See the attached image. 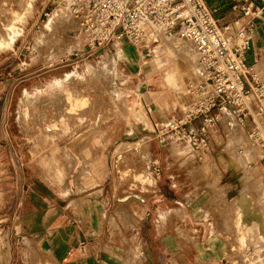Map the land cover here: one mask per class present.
<instances>
[{
    "label": "rangeland",
    "instance_id": "rangeland-1",
    "mask_svg": "<svg viewBox=\"0 0 264 264\" xmlns=\"http://www.w3.org/2000/svg\"><path fill=\"white\" fill-rule=\"evenodd\" d=\"M61 9L58 2L50 0H0V31L8 33L10 23L20 31L13 45L0 48V116L8 133L2 142L0 162L5 181L0 186L6 189L11 177H17L21 201L29 196L43 208L44 200H50L46 209L61 221L43 228L38 224L43 220L35 223L19 218L20 210L0 218V264H8L11 258L18 264L22 260L25 264H50L44 260L40 244L51 243L52 233L60 227H75V236L67 241L70 247L82 237L87 244L93 238L101 244L135 243V236L130 239L128 234L137 230L142 200L154 198L165 180L172 191L170 172L176 169L175 174L184 173L196 191L209 188L212 176L193 166L195 158L187 147L161 145L155 136V124L180 116L195 98L188 93L190 86L205 83L197 72L192 43L174 34L171 39L164 36L162 43L159 36L148 49L123 40L114 45L112 54L105 50L93 54L80 21L69 17L68 12L60 19ZM125 43L143 52V68L153 70L152 74L136 78L123 71L127 70L120 62ZM173 68L179 77L177 88L168 84ZM246 146L248 152L243 156L234 153L231 162L246 165L259 159L253 144L246 142ZM154 162L162 168L165 179H153ZM205 162L207 166L210 160L205 158ZM217 162L226 164L222 156ZM93 175L97 183L87 186V179ZM251 180L240 189L238 199L246 194L259 196ZM2 198L0 194V210ZM244 199L235 198L233 205L238 202V210L242 209ZM259 204L255 203L264 211V204ZM92 210L100 217L96 218L97 227ZM114 215L119 216L121 227L126 223L125 232L111 225ZM242 216L248 223L246 215L236 218L240 250L230 253V259L234 264H264V253L263 260L256 263L254 251L255 246L264 248V242L259 244L255 226L245 228ZM256 223L257 219L253 225ZM135 248L132 261L139 264L140 253Z\"/></svg>",
    "mask_w": 264,
    "mask_h": 264
},
{
    "label": "crops",
    "instance_id": "crops-1",
    "mask_svg": "<svg viewBox=\"0 0 264 264\" xmlns=\"http://www.w3.org/2000/svg\"><path fill=\"white\" fill-rule=\"evenodd\" d=\"M204 1L221 28L231 25L240 15L233 9V0ZM142 53L129 43L122 44L120 62L127 69L123 71L129 72L136 78H144L152 74L153 70H144L143 68ZM174 59L178 60L179 58L174 57ZM246 68L252 70L250 73L256 80L264 82V14L255 20L253 48L248 52ZM177 75L176 68H173L168 76V84L173 88H177L180 84ZM168 100L173 103V98L170 95ZM260 122L264 128V118H260ZM199 126L200 122H196L192 128ZM253 129L254 124L251 120H247L244 125H241L229 110L218 126L210 132L212 152L207 158L210 160L209 165L205 166V160H195L193 164V166L199 167L203 173L212 175L208 179L209 188L196 191L191 186L190 178H186L184 173L182 175L175 174L176 169L170 172L173 173L168 175L173 190L168 188L166 184L169 182L165 180L160 183L161 189L158 188V193L154 198L148 201L142 200L143 207L139 211L140 221L137 230L128 234L130 239L131 236H135V243L109 242L101 244L96 242V238H93L91 243L87 244L85 238L82 237L79 242L76 241L70 247V245L67 246V241L75 236V227H60L58 231L52 233L51 243L40 244L46 255L44 260L50 264H133L131 252L136 245L137 249L135 248V250L140 253L139 264H234L229 254L240 250V248L236 240L238 231L235 228V220L239 217L238 202H235L234 206L233 201L235 198L239 201L246 196L247 202L252 203L251 212L245 216L251 224H254L259 212L264 214V211L255 205L256 202H259V205L264 204V161L261 150L250 138ZM7 136L5 120L0 116V156L4 154L2 142ZM246 142L252 143V149L259 151V159L246 165L244 162L243 164L231 162L233 159L231 155L234 153L243 156L248 152ZM221 156L226 161L224 166L217 162ZM214 162L216 164H213ZM2 165L0 162V184L5 181V171ZM167 167L170 170L169 164ZM162 177L165 179L167 176L164 173ZM251 177L252 186L259 191V196L246 194L238 199L240 189L247 186V180ZM6 179L9 180L10 177ZM11 179V184L7 183L6 189L0 186V194L3 197L0 218L9 217L20 210L19 218L30 219L35 223L36 220H43L42 223L38 222L43 228L61 224V221L55 220L58 219L56 215L50 209H46L45 203L50 204V200H44L43 208L40 203L37 204V201L29 196L21 201L18 178L11 177ZM14 180L16 181L14 182ZM177 181L181 184L177 185ZM215 182L217 183L216 187H213ZM96 183L95 175L87 179V186ZM222 199H225L226 202H221ZM9 204L11 206L8 207ZM153 208L156 209L152 210ZM91 212L95 220L94 225L97 227L96 218L100 217L97 214L95 216V211ZM118 217L116 215L112 217L111 225L115 229L121 228L125 232L127 230L126 223L124 222V226L121 227ZM86 236L88 239L90 235ZM112 239L114 238L112 237ZM21 262L25 264L23 260ZM8 264H18V261L11 258Z\"/></svg>",
    "mask_w": 264,
    "mask_h": 264
},
{
    "label": "built area",
    "instance_id": "built-area-1",
    "mask_svg": "<svg viewBox=\"0 0 264 264\" xmlns=\"http://www.w3.org/2000/svg\"><path fill=\"white\" fill-rule=\"evenodd\" d=\"M66 3L80 21L92 53L112 54L114 45L127 40L148 49L158 40V29L165 28L191 42L200 63L210 72L212 81L195 87V94L180 116L155 124V136L161 145L182 144L196 161H204L212 152L210 132L229 112L239 124L251 120V140L259 147L264 161V82L247 70L248 52L253 48L255 20L264 14V0H233L240 13L221 28L204 0H50ZM259 5L261 7H259ZM110 47V49H109ZM200 122L198 128H192ZM153 179H160L162 168L152 163Z\"/></svg>",
    "mask_w": 264,
    "mask_h": 264
},
{
    "label": "bare ground",
    "instance_id": "bare-ground-1",
    "mask_svg": "<svg viewBox=\"0 0 264 264\" xmlns=\"http://www.w3.org/2000/svg\"><path fill=\"white\" fill-rule=\"evenodd\" d=\"M30 6V5H29ZM60 6L62 7V9H61V11H60V19H63V18H65L66 16H67V12H68V16L69 17H71V18H73V19H75V20H77L72 14H71V12H70V10H69V7H68V5L66 4V3H61L60 4ZM31 7V6H30ZM32 8V7H31ZM59 19V20H60ZM67 19V18H66ZM54 20V19H53ZM15 21V20H14ZM53 22V21H52ZM52 25L53 24H51L50 25V29L51 30H53L52 29ZM7 25H5V27H6ZM9 28H8V33L6 32V33H3L2 31H0V48H4V47H10L11 45H13V43L15 42V38H17L18 36H19V34H20V31L18 30V28L15 26V24L14 23H10L9 24V26H8ZM68 28V27H67ZM1 30V29H0ZM22 30V29H21ZM158 34H159V36H160V38H161V43H162V41H163V37L164 36H166L168 39H171L172 38V36L171 35H173V36H175L173 33H171L170 32V30H167V29H165V28H160V29H158ZM117 44H119V43H117ZM192 47H193V50H194V52L196 53V55H197V67H198V70H197V72H198V74H199V76H200V78H201V81H205V83H207V84H209L211 81H212V75H211V73L210 72H207V71H205V69L203 68V66H202V64L200 63V60H199V55H198V53H197V50H196V48L194 47V45L193 44H190ZM158 46V45H157ZM157 46H155V48H154V52H155V50H156V48H157ZM66 51V50H65ZM68 51H72L71 50V48H68ZM67 52V51H66ZM187 52V51H186ZM188 52H189V50H188ZM69 53V52H68ZM64 54V53H63ZM62 55V54H61ZM190 55V54H189ZM155 56H156V52H155ZM247 157L250 159V156L249 155H247ZM249 200V199H248ZM242 205L243 206H241L242 207V209H240V210H238L239 211V215L238 216H241V215H248L249 214V212H251V210H252V206H251V204L249 203V202H247V198H246V196H245V199L242 201ZM238 205H240V204H238ZM255 210V209H254ZM238 220V219H237ZM243 220H244V218H243V216H242V223H243V225L245 226V228L247 227V226H249V225H252L253 227L255 226V231H256V236L258 237V239L261 241L259 244H261V243H263L264 242V214H262V213H258V215H257V221L259 222L258 224L256 223V225H253V224H251L250 222H248L247 223V221L246 220H244V222H243ZM237 223V222H236ZM236 226V225H235ZM251 230V229H250ZM254 231V232H255ZM239 232L241 233V231L239 230ZM248 234V231L247 230H244V235H247ZM249 236V235H248ZM263 237V238H262ZM237 240V239H236ZM260 246V245H259ZM261 248H263V246H261ZM261 248L260 247H257V246H255V248H254V251H255V255L258 257V262H256V260H255V262L256 263H260L263 259H262V257H261V254H263L264 253V250H263V252H260L261 251ZM264 249V248H263ZM247 256V255H246ZM254 256V255H253ZM264 256V255H263ZM253 264V263H252Z\"/></svg>",
    "mask_w": 264,
    "mask_h": 264
},
{
    "label": "water",
    "instance_id": "water-1",
    "mask_svg": "<svg viewBox=\"0 0 264 264\" xmlns=\"http://www.w3.org/2000/svg\"><path fill=\"white\" fill-rule=\"evenodd\" d=\"M259 7H261V6L259 5Z\"/></svg>",
    "mask_w": 264,
    "mask_h": 264
}]
</instances>
